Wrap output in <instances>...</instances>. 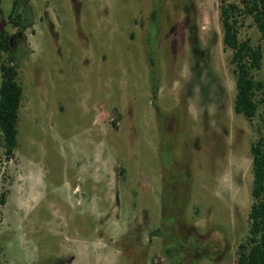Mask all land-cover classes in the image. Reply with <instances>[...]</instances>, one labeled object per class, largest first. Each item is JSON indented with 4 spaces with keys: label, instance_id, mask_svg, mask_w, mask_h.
<instances>
[{
    "label": "rangeland",
    "instance_id": "obj_1",
    "mask_svg": "<svg viewBox=\"0 0 264 264\" xmlns=\"http://www.w3.org/2000/svg\"><path fill=\"white\" fill-rule=\"evenodd\" d=\"M219 4L29 0L11 158L0 141V264H235L263 129L233 110ZM240 38L264 63L251 17Z\"/></svg>",
    "mask_w": 264,
    "mask_h": 264
},
{
    "label": "trees",
    "instance_id": "obj_2",
    "mask_svg": "<svg viewBox=\"0 0 264 264\" xmlns=\"http://www.w3.org/2000/svg\"><path fill=\"white\" fill-rule=\"evenodd\" d=\"M18 2L23 4L20 12ZM31 11L29 0H13L9 22L18 28L17 33L9 35L0 29V141L8 158L13 156L18 146L17 122L23 98L22 86L17 81V65L10 64L16 60L12 48L15 42L11 41L23 35L25 25L21 22L31 21ZM219 13L222 42L224 47L231 51L229 60L235 74L233 110L249 122L258 117L261 121L260 129H263L257 139L250 143L252 202L247 215L248 234L245 242L240 243L237 248L235 264H264V97H259L264 92L263 83L256 79L253 73L264 67L263 51L260 45H252L248 38H240L245 19L251 17L264 42V0H220ZM155 14L156 11L153 10L152 18ZM3 53L7 54L5 62L1 60ZM156 93L154 84L153 97H156ZM3 196L4 193L0 195V203H3ZM155 232H158V229Z\"/></svg>",
    "mask_w": 264,
    "mask_h": 264
},
{
    "label": "built area",
    "instance_id": "obj_3",
    "mask_svg": "<svg viewBox=\"0 0 264 264\" xmlns=\"http://www.w3.org/2000/svg\"><path fill=\"white\" fill-rule=\"evenodd\" d=\"M155 262H157V260H155Z\"/></svg>",
    "mask_w": 264,
    "mask_h": 264
}]
</instances>
